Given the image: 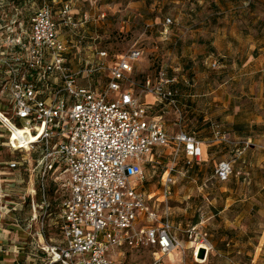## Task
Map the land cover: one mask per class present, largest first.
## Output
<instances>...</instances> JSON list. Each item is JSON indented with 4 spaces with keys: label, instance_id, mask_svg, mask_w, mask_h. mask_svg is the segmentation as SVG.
Here are the masks:
<instances>
[{
    "label": "built area",
    "instance_id": "built-area-1",
    "mask_svg": "<svg viewBox=\"0 0 264 264\" xmlns=\"http://www.w3.org/2000/svg\"><path fill=\"white\" fill-rule=\"evenodd\" d=\"M55 1L57 11L51 4ZM39 2L27 28L22 17L16 12L10 16L0 1V97L5 96L8 112L0 111V145L20 155L25 166L29 162L31 212L25 231L32 250L26 260L32 256V264H114L110 253L119 258L121 250L152 247L153 264H165L164 256L169 260L170 253L184 254L188 244L198 263L196 257L212 249L207 233L194 225L179 238L173 231L169 200L178 163L191 167L201 158L202 143L182 130L167 132L151 116L154 106L141 101L142 96L151 95L159 105L180 114L178 91L172 87L175 78L163 66L144 78L135 93L132 74L141 57L137 47L107 61L106 51L90 44V55L73 68L61 30L78 37L89 16L77 17L72 0ZM173 24L165 18L160 34L165 35ZM210 67L219 68V62H211ZM104 74L106 82L100 88L90 83ZM82 77L88 86L77 84ZM211 127L214 141L229 143L216 124ZM157 147L169 148L171 157L161 173L159 190L150 194L141 187L143 162ZM1 164L11 169L20 165ZM232 173V162L226 160L214 170L221 182ZM65 174L68 177L63 179ZM4 187V181L0 182V221L12 216L18 223L25 198L3 201ZM49 190L64 193L58 207L61 238L55 243L46 234ZM148 203L155 204L154 211ZM159 205L163 207L160 218L155 212ZM24 250L25 244L16 247L18 254Z\"/></svg>",
    "mask_w": 264,
    "mask_h": 264
},
{
    "label": "rangeland",
    "instance_id": "rangeland-1",
    "mask_svg": "<svg viewBox=\"0 0 264 264\" xmlns=\"http://www.w3.org/2000/svg\"><path fill=\"white\" fill-rule=\"evenodd\" d=\"M252 1L249 0L247 5H251ZM21 2H25L24 7L20 8L25 17L24 25L29 28V19L40 2L39 0H21ZM72 3L74 10L78 12V16H89V23L85 24L88 27L84 35L82 31L78 37L73 34L71 35V33L62 28L61 31L63 36L66 37L68 46L80 40V36H84L81 46L84 45L83 42L95 44L99 49L106 51L108 56L107 61L114 60L128 52L131 48L137 47L141 51V57L134 63L132 74L135 93H138V84L144 78L154 76L163 66H166L167 75L175 78L173 84L177 85L179 81L178 75L181 71L176 70L171 62L173 55H176L178 51L177 44L170 47L164 45L163 42L165 40L162 39L164 35H161L160 31L163 30L162 22L165 18H170L174 22L173 25L168 27L167 32L179 24L176 18H174L175 10L180 7L179 4L165 3L163 5L162 2L159 3V8H157L158 1L156 0H72ZM51 4L53 10L57 11L59 8L57 2L55 1ZM4 8L7 10L6 7ZM102 14L104 15L103 17H101ZM156 15H159L163 20L161 23L152 26L150 19ZM71 50L73 51L74 49L72 48ZM85 51L87 50L80 49L77 58L78 56L81 58L85 57ZM76 65H78L77 62ZM204 68L207 76L204 80L213 77L215 83H217L222 79V75L212 74L211 76L209 74L215 70L222 69V67L212 69L205 65ZM105 82V74L90 81V83L95 84L96 88H100ZM85 83L86 81L83 77L78 79L77 84L79 86H88ZM189 83L193 84L194 82L190 80ZM214 88L216 89V87ZM230 92L232 93V91ZM152 97L148 95L142 96L141 101L144 104H152L154 101ZM4 99L5 96L0 97V111L7 112V109L3 108L7 104ZM203 99L202 97L200 100L195 101L196 105L201 106ZM232 100L235 101V99ZM222 101H227V98L223 97ZM237 101L241 102L242 100ZM177 109L180 114H177L173 107L156 105L151 111V116L156 117L162 127L169 133L179 130L191 134H193L192 132H196L197 130L191 128L190 123L184 122L185 119L179 107V102ZM211 124H216L221 132L228 133V130L221 128L217 122L210 123V127ZM260 132L264 133V128H256L251 131L242 130V136L239 139L240 146L237 149L242 151L243 145L247 144L241 153L252 150L255 152L254 159H256V153L264 152L262 145L253 142V138ZM228 148L227 157L224 160L233 161L235 159V162L232 163L233 174L228 178V181L220 182L216 179L214 170L218 161L207 163L205 172L199 175H191L190 169L186 171L185 168H182V163H178L173 176L174 183L169 200L173 231L179 238L183 239V230L189 226L196 225L198 229L207 233L212 249L207 254H204V251L202 252L200 255V259L204 261L202 263H195L191 251L185 250L184 254L177 252L173 262H169L167 257L164 256L163 260L166 264H251L252 257L250 255H254V253H256V259L253 263L264 264V164L255 166L251 170L243 169L241 156L235 158L236 154L241 153L235 150L230 151L231 148ZM170 157V149L167 147L154 148L152 155L144 157L143 170L145 180L141 184L143 190L150 194H155L159 190L161 173L170 162ZM21 158L19 155H9L6 150H3L0 156V159L6 161L13 159V161L20 164L14 169L4 164L0 165L1 171L7 172L8 175L5 174L4 177L8 178V181L15 180L19 182L10 196L5 197L3 201L12 200L16 203L25 198L23 210L20 214H17V216L19 215L18 223L13 222L12 216L5 217L0 222V228H12V232L15 234L18 232V240L27 238L21 221L25 222L26 218L28 220L31 212V208L28 206L29 199L27 198L29 171H27ZM238 168L241 169L237 170ZM62 177L66 179L68 175L65 174ZM249 177L255 182L254 184H246ZM1 178H3L2 174L0 175V182H2ZM243 179H246L245 186H242ZM134 185L138 186V184ZM38 196L37 193L35 200H39ZM63 197V192L48 194V200L54 207L52 215L47 218L48 224H52L58 220L57 215L59 210L56 206ZM148 207L154 211L155 204L148 203ZM162 211L163 207L159 205L158 210L155 211L159 218L162 216ZM12 223L13 225H10ZM48 237H51L53 241L54 239H58L54 227L50 228ZM25 242L26 248L28 240ZM233 249H245V253L243 255L236 254L235 252L226 253ZM154 251L155 249L152 247H143L136 250L124 249L121 250L120 259L117 255L115 257L112 256L111 253L108 257L114 264H153ZM24 257L23 253H20V255L14 257L16 261L13 264H20L22 262L32 264V261H29L33 258L32 256L27 260H25L27 256Z\"/></svg>",
    "mask_w": 264,
    "mask_h": 264
},
{
    "label": "crops",
    "instance_id": "crops-1",
    "mask_svg": "<svg viewBox=\"0 0 264 264\" xmlns=\"http://www.w3.org/2000/svg\"><path fill=\"white\" fill-rule=\"evenodd\" d=\"M0 1H3L4 7L7 9L5 11H8L10 16L16 12L24 22L25 17L20 8L24 7L25 2H21V0ZM156 1H158L157 8L162 2L163 5L169 3L180 6L174 14V18L179 24L166 32L162 39L165 40L163 44L169 47L177 44L178 51L176 55L172 54L171 62L175 69L181 72L178 75L177 85L173 84L172 87L178 91V102L185 119L184 122L190 123L191 128L197 130L192 132L193 134L186 133L195 136L202 143L201 158L195 161L191 167L186 168V171L190 169L191 175H199L205 172L207 163L224 160L227 157L228 147L231 148L230 151L240 152L237 147L240 146L239 139H241L242 130L251 131L256 128H264V0H253L251 5H247L249 0ZM75 11L76 16L79 17L77 10ZM20 13L22 14L20 15ZM162 20L159 15H156L151 17L150 24L155 26ZM87 27L88 25L82 28L83 35ZM63 39L67 42L66 37L63 36ZM68 47L73 68H76L82 60L90 55L88 46L83 48L79 44L77 47ZM80 49L87 50L83 58L79 56L77 58ZM73 60L74 62L76 60L78 65L76 62L74 64ZM213 61L219 62V68L222 67L220 70L209 73L211 76L212 74L222 75V79L217 83L213 77L204 80L207 77L204 66L210 67ZM190 80L194 83L190 84ZM150 97L152 96L150 95ZM202 97L204 98L203 104L196 105L195 101ZM223 97L227 98V101L223 102ZM152 98L154 101L151 105H159L157 99ZM231 99H235V101H231ZM237 100L242 101L238 102ZM3 108L7 109L6 105ZM212 122H217L221 128L228 130L226 135L229 143L214 141L210 127ZM253 142L264 147V133L260 132L253 138ZM3 150L8 152L7 147L0 145V156ZM254 153V151L248 150L245 153L236 154L235 158L241 156L243 169L251 170L255 166L264 164V152L256 153V159H254ZM12 155L17 156V154ZM9 161H13V159L7 161L0 159V162ZM231 162L234 163L235 159ZM28 163L26 162V166ZM0 173L3 176L2 181L4 180L6 183L4 185L5 195L9 197L19 182L8 181V178L4 177L7 174L4 170ZM245 181L246 179H243L242 186H245ZM13 183L15 184L13 185ZM254 183L249 177L246 184ZM6 188L8 189L6 190ZM7 202L12 203L13 201ZM22 210L23 207L19 214ZM12 231V228H0V264H13L16 261L14 257L20 255L16 252V247L23 246L27 240L28 243L30 241L26 231L28 239L24 238V240H18V232L15 234ZM241 246L243 247V245ZM187 248L190 250L188 244ZM234 252L243 255L245 249H233L226 253ZM175 253L177 254V252ZM250 257H252L251 264H254L256 253ZM169 260V262H173L170 258Z\"/></svg>",
    "mask_w": 264,
    "mask_h": 264
},
{
    "label": "trees",
    "instance_id": "trees-1",
    "mask_svg": "<svg viewBox=\"0 0 264 264\" xmlns=\"http://www.w3.org/2000/svg\"><path fill=\"white\" fill-rule=\"evenodd\" d=\"M18 2V1H17ZM82 42V41H81ZM83 44L84 45H82V47L83 48H85V47H87V46H89L90 44H89V42L87 43V42H83ZM34 155V157L35 156H37V153H35V154H33ZM180 163V162H179ZM186 168H189V167H185V169ZM49 193H53V190H49L48 191V194ZM39 195V194H38ZM39 197V200H36V202H37V204H39V202H40V196H38ZM50 202V201H49ZM60 203V202H59ZM59 203H58V205L56 206V208L58 209V207H59ZM29 206V205H28ZM54 207H53V204H51V202H50V206H49V216H51L52 215V209H53ZM16 216V215H15ZM57 218H58V220L56 221V222H53L52 224H48V222L46 221V234H47V236H48V234L50 233V228L51 227H54V229L56 230V232H57V235H58V239H54V241L52 240V238L51 237H48V239H50V241L51 242H57V241H59L60 240V231H59V224H60V219H59V217H58V215H57ZM56 218V219H57ZM27 218L25 219V222H23V221H21V223H22V225L24 226V228L26 227V223H27ZM32 247L28 244V245H26V248H25V250L22 252L23 253V255L26 257L28 254H30L31 253V251L30 250H32L31 249ZM33 253V252H32ZM24 257V258H25ZM25 260H26V258H25ZM20 264H25V262H22V263H20Z\"/></svg>",
    "mask_w": 264,
    "mask_h": 264
},
{
    "label": "bare ground",
    "instance_id": "bare-ground-1",
    "mask_svg": "<svg viewBox=\"0 0 264 264\" xmlns=\"http://www.w3.org/2000/svg\"><path fill=\"white\" fill-rule=\"evenodd\" d=\"M148 96H150V95H148ZM175 254H176L175 252L169 254V258H170L172 261H174ZM196 261H197L198 263H202V262H204V261H203L202 259H200L199 257H196Z\"/></svg>",
    "mask_w": 264,
    "mask_h": 264
}]
</instances>
